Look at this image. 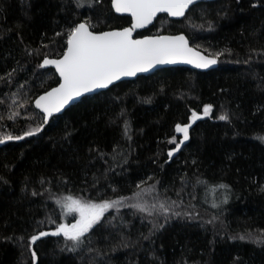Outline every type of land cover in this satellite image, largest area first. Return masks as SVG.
Returning <instances> with one entry per match:
<instances>
[{
    "label": "trees",
    "instance_id": "16d2710c",
    "mask_svg": "<svg viewBox=\"0 0 264 264\" xmlns=\"http://www.w3.org/2000/svg\"><path fill=\"white\" fill-rule=\"evenodd\" d=\"M110 2L0 0V264H264V0L158 16L137 35L183 32L220 53L217 67L120 81L42 126L33 100L59 80L42 59L61 55L81 21L129 25ZM177 124L189 139L169 157ZM67 197L124 200L79 241L37 239L33 263L30 237L77 217Z\"/></svg>",
    "mask_w": 264,
    "mask_h": 264
},
{
    "label": "snow or ice",
    "instance_id": "6c2138e0",
    "mask_svg": "<svg viewBox=\"0 0 264 264\" xmlns=\"http://www.w3.org/2000/svg\"><path fill=\"white\" fill-rule=\"evenodd\" d=\"M112 2L117 12L131 13L132 26L122 31L94 34L88 30L87 25L80 24L71 31L67 40L68 47L63 57L59 60L45 59L41 65V67L55 65L63 79V83L58 88L39 97L36 101V106L42 108L46 114L59 112L64 105L74 97L80 96L82 92L106 87L121 76H133L138 71H146L147 69L142 65L146 64L150 68L153 63L171 62L166 61L165 57H182L192 52V49L187 47V41L182 35L133 40L131 34L136 28L151 23L152 18L158 12H167L173 17L184 16L185 10L195 0H112ZM215 63L214 59L200 57V62L196 66L207 68ZM210 110L211 106L206 105L203 114L208 115ZM197 119H200V116L193 112L191 120ZM220 119H226V117L222 116ZM188 128L189 125L177 124L175 131L183 133V140H187ZM35 131L38 132L40 129L37 128ZM32 134V132H28L25 135ZM6 139L10 140L13 137L8 136ZM15 139H21V137H15ZM175 139L173 137V141ZM2 142L0 141V143ZM172 154L169 152V156ZM123 200L124 198H120L96 204L82 203L72 197H67L63 202L64 209L67 212H77L79 219L71 225L60 224L51 234L62 233L66 239L74 242L79 241L101 220L108 209L123 205ZM134 207L140 208L141 211L145 210L139 204ZM48 234L41 232L39 236ZM38 238V236H33V242ZM33 255L35 256V254Z\"/></svg>",
    "mask_w": 264,
    "mask_h": 264
},
{
    "label": "water",
    "instance_id": "95a60500",
    "mask_svg": "<svg viewBox=\"0 0 264 264\" xmlns=\"http://www.w3.org/2000/svg\"><path fill=\"white\" fill-rule=\"evenodd\" d=\"M212 1H215V0H195V2L191 5H189V7L185 10V14L186 12L189 11V9L196 5V4H199V3H205V2H212ZM110 5H111V8L114 12V14L118 15V16H127L130 18V24L125 26V27H122V28H112V29H108V30H103V31H93L90 29V27L88 26V24L84 21H81L79 23H77L75 25L74 28H76L78 25L80 24H85L88 26V30L93 32L94 34H101V33H105V32H113V31H122L123 29L125 28H130L132 26V23H133V18L131 16V13H128V12H117L115 10V7L113 6V2L111 0L110 2ZM184 14V15H185ZM161 15H165L167 16L170 20H178L180 18H182L183 16H180V17H173V16H170L167 12H158L156 14L155 17L152 18V21L151 23H148L146 24L144 27H141V28H136L132 34H131V39L133 40H144V39H149V38H156V37H175V36H184L185 40L187 41V47L192 49V52L191 53H187L185 56H182V57H165L164 59L166 61H171V62H165V63H153V66L152 67H148L146 64L145 65H142L143 67H145L147 70L146 71H138L136 72L135 75L133 76H121L119 79L117 80H114L112 83L108 84L106 87H102V88H95L93 89L92 91H89V92H82L80 96L78 97H74L72 100H70L66 105H64L63 108L60 109L59 112H53L51 113L50 115L49 114H46L44 112V110L42 108H38L36 106V101L39 99V97L45 95L46 93L48 92H51L53 89H56L60 86L61 83H63V79L62 77L60 76L59 72L56 70V67L55 65H45L44 67L42 68H51L53 69L57 76H58V82L48 88L47 90L41 92L40 94H38L35 99L33 100V106L36 110H38V112L40 114L43 115V120L44 122H48L51 118H53L54 116H57V115H60L65 109H67L69 106L77 103L82 97L86 96V95H90V94H95V93H99V92H102V91H105L107 90L109 87L113 86L114 84L120 82V81H124V80H133L135 79V77H138V76H141V75H147V74H150L156 70H159V69H162V68H170V67H187V68H190V69H193V70H196V71H208V70H212V69H215L217 67V58L214 57V56H211V55H208L206 54L204 51L194 47L193 45L190 44V42L188 41V38L187 36L183 33V32H179V33H174V34H169V33H163V34H154V35H137L138 32H141V31H144L146 30L147 28H149L153 23L154 21L157 19L158 16H161ZM73 28V29H74ZM68 40V39H67ZM67 41H66V46H65V49L64 51L62 52L61 55L57 56V57H44L40 63V65L43 64L44 60L45 59H49V60H59L63 57V54L64 52L67 50ZM199 54V55H196V54ZM200 57H204L206 59H214L216 61L215 64H211L209 65V67L207 68H200V67H197L196 64L200 62ZM191 60L192 62L189 63L188 61ZM181 126H184V125H181ZM188 139H189V134H188ZM187 139V140H188ZM187 140H183V136L182 138L180 139V143L181 141L186 142ZM181 143V144H183ZM1 145V143H0Z\"/></svg>",
    "mask_w": 264,
    "mask_h": 264
},
{
    "label": "rangeland",
    "instance_id": "374dc122",
    "mask_svg": "<svg viewBox=\"0 0 264 264\" xmlns=\"http://www.w3.org/2000/svg\"><path fill=\"white\" fill-rule=\"evenodd\" d=\"M86 21V20H85ZM204 47H202L201 46V49H202V51H204L206 54H208V55H211V56H214V57H216V58H218V55H220V53L218 52V51H216V50H214V49H212V46L210 45L209 47H206V45H203ZM196 47V46H195ZM207 49H206V48ZM54 72V71H53ZM50 73V72H49ZM55 74V73H54ZM50 75H52V73H50ZM17 89H21V90H23V85H16L11 91H14V90H17ZM11 93V92H10ZM9 93V94H10ZM13 95H18V94H13ZM12 95V96H13ZM18 97V98H17ZM15 99H17V103L19 102V100L22 98V97H20V96H17ZM25 100V102L27 101V98L26 99H24V98H22L21 99V101L23 102ZM29 100H30V98H29ZM16 102V101H15ZM23 104H25V103H23ZM22 104V105H23ZM33 105V104H32ZM18 108H19V105H17V107H16V110H18ZM33 108H34V106H33ZM35 109V108H34ZM32 110V109H31ZM36 110V109H35ZM36 111H38V110H36ZM18 114H19V112L18 111H16L15 112V115L16 116H18ZM199 116H200V118H204V117H206L203 113H201V112H199V113H197ZM192 116V115H191ZM42 118H43V116H42ZM40 120L38 119V121L36 120V122H39ZM191 122H193L192 120H191ZM47 123V122H46ZM45 122H44V120H43V125L42 126H44L45 124H46ZM41 126V127H42ZM176 135L177 136H174L176 139L174 140V141H172V144L174 145V148H172V149H170V150H168V153L169 152H172L173 154L175 153V152H177L179 149H180V147H181V143H180V139L182 138V136H183V133H176ZM0 141H6V140H4V139H2V140H0ZM4 142H2L1 144H3ZM177 145H179V147H177ZM170 157V156H169ZM88 203H96V204H99V203H101V202H97V201H92V202H88ZM77 219H79V214H77V217L73 220V221H71V222H66L65 220H62L61 222H59V223H57V225H56V227L55 228H52V229H45V230H42V231H38V233L37 234H34L33 236H38L39 238L38 239H40L41 237H44V236H39V234L41 233V232H45V233H49L48 235H51V236H55V235H52L51 233H53V232H55L56 231V229H57V227L60 225V224H65V225H71V224H74L75 222H76V220ZM90 231V230H89ZM62 234V233H61ZM48 235H45V236H48ZM33 236H31L30 237V243H31V245H30V247H29V252H30V255H31V259H32V261H33V263H35L36 261H37V256H36V254H35V252H34V250H33V243L36 241H34L33 242V240H32V237ZM62 236H63V234H62ZM64 237V236H63ZM33 254H35V256L33 255Z\"/></svg>",
    "mask_w": 264,
    "mask_h": 264
},
{
    "label": "flooded vegetation",
    "instance_id": "af4514ba",
    "mask_svg": "<svg viewBox=\"0 0 264 264\" xmlns=\"http://www.w3.org/2000/svg\"><path fill=\"white\" fill-rule=\"evenodd\" d=\"M55 72V71H54ZM56 73V72H55ZM177 133V132H176Z\"/></svg>",
    "mask_w": 264,
    "mask_h": 264
},
{
    "label": "bare ground",
    "instance_id": "6f19581e",
    "mask_svg": "<svg viewBox=\"0 0 264 264\" xmlns=\"http://www.w3.org/2000/svg\"><path fill=\"white\" fill-rule=\"evenodd\" d=\"M136 78V77H135Z\"/></svg>",
    "mask_w": 264,
    "mask_h": 264
}]
</instances>
